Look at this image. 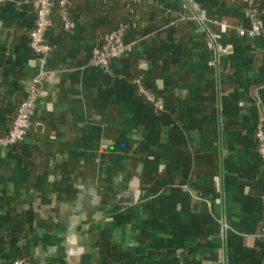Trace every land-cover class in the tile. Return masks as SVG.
Listing matches in <instances>:
<instances>
[{"label": "crops", "instance_id": "0c3cea01", "mask_svg": "<svg viewBox=\"0 0 264 264\" xmlns=\"http://www.w3.org/2000/svg\"><path fill=\"white\" fill-rule=\"evenodd\" d=\"M129 5L73 0L68 29L53 12L41 60L30 3H0V135L48 70L27 136L0 146V261L264 264V33L236 32L245 0ZM120 25L131 51L91 64Z\"/></svg>", "mask_w": 264, "mask_h": 264}, {"label": "built area", "instance_id": "2783aa9c", "mask_svg": "<svg viewBox=\"0 0 264 264\" xmlns=\"http://www.w3.org/2000/svg\"><path fill=\"white\" fill-rule=\"evenodd\" d=\"M13 0H0V3ZM129 2L131 0H121ZM247 9L250 13V24L248 27H235L238 35H258L264 33L262 22L255 15V9L252 8V0H245ZM29 2L33 14V25L29 31V46L31 51L39 57L44 59V55L49 50V44L46 41V31L52 23L51 10L55 5L58 6L62 26L65 29L73 27L74 22L70 18V7L72 0H30ZM220 30L226 31L229 25L225 22H219ZM123 27L120 25L117 28L106 33L104 40L99 45L92 48V55L90 59L91 64L99 65L107 68L111 59L122 57L131 51L130 43L123 41ZM48 70H41L37 75L29 81L27 89L23 98L18 103L16 112L12 119L11 125L5 135H0V146L12 147L18 141H22L31 125V116L34 114L35 104L37 99L36 83L40 75L47 73ZM138 83V81H137ZM139 89L145 94L146 99L151 100L150 94L139 86ZM254 137L256 140V151L260 159V172L264 177V129L261 124H258L255 129ZM262 201V221L260 228V236L264 241V187L261 192ZM0 264H29V262L22 258H14L7 262H0Z\"/></svg>", "mask_w": 264, "mask_h": 264}, {"label": "trees", "instance_id": "16d2710c", "mask_svg": "<svg viewBox=\"0 0 264 264\" xmlns=\"http://www.w3.org/2000/svg\"><path fill=\"white\" fill-rule=\"evenodd\" d=\"M105 1H112V0H105ZM142 1H143V0H131V1L127 2V3L130 4L129 6L132 7V5H135L136 3H141ZM258 2H259V0H252V3H251L252 8L255 9V13L258 12ZM72 7H73V0H72V4H71V7H70V18H71L72 21H73L72 14H71V13H72ZM53 12L56 13V14H58L59 19H60V24L62 25L60 11H59V8H58V6L56 5V3H55V5L52 7L51 14H52ZM32 118H33V115L31 116V125H32V121H33ZM31 125H30V127H31ZM30 127H29V129H30ZM29 129H28V131H27L25 137L27 136V134H28V132H29ZM22 141H23V140H22ZM22 141H18L15 145L20 144ZM19 258H22V259L27 260V261L29 262V264H30V261H29L28 258L23 257V256H19ZM0 262H1V261H0Z\"/></svg>", "mask_w": 264, "mask_h": 264}]
</instances>
